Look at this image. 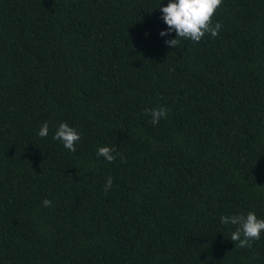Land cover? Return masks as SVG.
<instances>
[{"label":"trees","instance_id":"trees-1","mask_svg":"<svg viewBox=\"0 0 264 264\" xmlns=\"http://www.w3.org/2000/svg\"><path fill=\"white\" fill-rule=\"evenodd\" d=\"M157 5L0 0V264H264L219 220L264 219V0L173 48Z\"/></svg>","mask_w":264,"mask_h":264},{"label":"clouds","instance_id":"clouds-1","mask_svg":"<svg viewBox=\"0 0 264 264\" xmlns=\"http://www.w3.org/2000/svg\"><path fill=\"white\" fill-rule=\"evenodd\" d=\"M221 3L222 0H167L166 4H162L161 0H158L160 19L166 26L158 32V35L163 38L164 44L171 48L177 45L178 37L194 42H199L205 33H209L213 38L216 37L222 24L220 21L213 23L211 17ZM173 32L175 36L169 39ZM148 111L152 124L159 123L160 119L167 114L162 106ZM48 133L49 126L45 122L37 130V135L45 137ZM52 139L58 140L65 149L75 151V142L80 140V133L68 123L60 122ZM114 151L108 146H98L96 155L107 162H112L115 159ZM112 183V178L107 177L104 184L105 192L112 187ZM42 203L47 206L51 201L45 198ZM219 220L221 224L235 226V230L230 233V238L231 241H237V247L250 246L253 240L260 238L261 231H264V219L258 218L253 211L245 214L222 215Z\"/></svg>","mask_w":264,"mask_h":264}]
</instances>
